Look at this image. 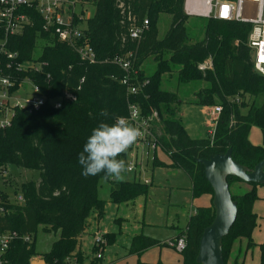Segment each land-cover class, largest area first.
Segmentation results:
<instances>
[{
    "label": "trees",
    "instance_id": "16d2710c",
    "mask_svg": "<svg viewBox=\"0 0 264 264\" xmlns=\"http://www.w3.org/2000/svg\"><path fill=\"white\" fill-rule=\"evenodd\" d=\"M75 1L81 7L78 17L87 13L86 6L95 10L92 17L76 20L82 28L86 23L78 45L88 42L97 57L94 63L82 60L71 45L59 41L53 29L45 30L43 14L36 4L22 8L29 22L7 41L8 50L18 52L20 60L34 59L43 63L42 69L33 72L31 77L48 99L39 111L17 110L11 126L0 130V168L16 165L36 169L41 176L39 181L23 182L22 202L12 201L6 195L0 198V205L5 208V213L0 215V232L15 230L20 236L31 237V241L18 238L12 243L8 253L11 264H31L35 256H40L46 264H117L115 261L105 263L103 257L97 256L105 245H94L89 254L80 248V237L89 219H101L107 201L98 197L100 177L82 175L78 155L92 129L101 121L113 123L117 116L129 115V101L139 104L145 116L158 114L159 121L153 120L152 133L158 147L170 158L168 166L182 169L191 178L194 198L209 194L213 199V188L199 159H209L232 148L233 159L249 168L264 160V76L257 73L251 63L245 43L247 23L203 18L206 20L204 37L194 41L185 25L190 17L184 11L185 0ZM164 13L170 14L172 20L165 37L159 39L157 22ZM145 18L149 19V29L140 40L132 39V23L139 24ZM37 50L39 55H36ZM151 56L157 69L147 76L141 66ZM116 57L129 60L137 70L138 74L133 75L135 84L148 80L137 94L128 95L127 87L121 83L125 72L112 62ZM207 59L212 61V68L201 71L199 65ZM171 64L180 67L179 84L206 83L195 92L192 103L221 106L211 135L190 136L179 117L185 100L176 91L162 88V76L172 71ZM18 76L23 78L25 73ZM65 93L75 99L66 98ZM51 98H61L62 106L56 108ZM103 109H107L108 117L100 116ZM158 123L160 130L156 127ZM252 127L260 128L262 144L250 141ZM134 147L135 144L120 157L127 164L128 153ZM153 163L154 166L166 165L157 158ZM228 181L238 212L228 235L223 238L225 264H230L236 241L245 239L247 249L256 245L253 231L258 215L254 204L260 199L257 184L235 176H229ZM236 183L243 190L234 192L232 187ZM149 187V183L141 181H110L109 201L132 206L138 197L147 195ZM214 216V207L210 205L198 207L189 217L182 233L187 238V246L180 252L182 264L196 263L201 236ZM40 226L46 231L59 232L51 250L42 254L35 247ZM116 236L105 233V243L116 242ZM159 244L158 240L139 234L132 238L128 253L141 255ZM259 248V264H264V242ZM136 264L164 263L139 260ZM231 264L245 262L236 258Z\"/></svg>",
    "mask_w": 264,
    "mask_h": 264
},
{
    "label": "rangeland",
    "instance_id": "374dc122",
    "mask_svg": "<svg viewBox=\"0 0 264 264\" xmlns=\"http://www.w3.org/2000/svg\"><path fill=\"white\" fill-rule=\"evenodd\" d=\"M88 7L86 6L85 8L88 9L87 16L90 18L94 15L95 10L92 6ZM171 20L170 14L164 13L160 15L157 22L159 39L165 37L170 28ZM205 24L206 20L201 17H188L185 25L194 41L204 37ZM84 27H86V23L83 24ZM36 53V55H39V50ZM164 58H167V55H164ZM141 68L147 76L152 75L157 69V63L151 56L143 62ZM171 68V72L167 71L162 76V88L168 91H176L186 101L181 105L179 117L189 135L194 138L209 136L214 128L207 123L209 120L207 112L203 106L194 104L191 101L194 100L195 92L206 86V83L179 84L177 73L180 67L171 64ZM156 127L159 130L162 128L159 123ZM252 140L262 142L260 128L252 127ZM146 150L147 148L142 149V146H140L137 150H132L128 153V164L136 163L137 168L141 170L139 172L129 171L125 173L126 180L141 182L149 180V183H151L148 194L138 197L134 208L126 203L110 202V182L103 184L100 181L99 183L98 197L107 201L105 212L101 219H91V225L88 228L89 233L86 234L89 242L85 244V251L89 252L94 246L96 234L100 236H104L105 233L117 234L116 242L106 244L102 250L105 263H109L113 259L118 260V264H136L139 260L145 262L176 261L180 252L168 245L150 248L141 255L129 254L128 248L132 238L139 234L149 235L160 240L175 235L173 226L185 227L189 214H193L196 207L199 206L196 205L195 199H192L190 178L182 170H176L171 173V169L168 167L154 166V152L151 150L150 154L146 155ZM156 155L160 161L169 163L168 155L161 148L157 147ZM40 178V171L36 169H27L16 165H7L0 168V198L2 195H6L12 201L22 202L21 186L23 182L29 180L39 181ZM232 190L238 192L243 189L236 183L233 185ZM259 211L260 214L264 215V202L261 203ZM259 229L261 232L260 238L256 237L263 240L264 221ZM58 237L59 232L46 231L40 226L35 236L37 252L42 254L50 251L53 242ZM242 252L243 241L238 240L234 245L229 263L231 264L236 258L241 262ZM248 261L249 263L260 261V249L258 246L255 245L252 251L249 252Z\"/></svg>",
    "mask_w": 264,
    "mask_h": 264
},
{
    "label": "built area",
    "instance_id": "2783aa9c",
    "mask_svg": "<svg viewBox=\"0 0 264 264\" xmlns=\"http://www.w3.org/2000/svg\"><path fill=\"white\" fill-rule=\"evenodd\" d=\"M0 130L11 126L15 112L24 110L27 112L39 111L47 102V97L43 93L41 86L33 80L31 74L42 69L43 63L38 60H20V55L16 51H9L7 48L8 37L20 32L29 17L22 11L23 7H31L34 4L40 9L44 17V28L46 31L53 29L57 39L71 45L80 55L81 59L90 63L97 60L94 49L86 42L78 45L79 39L83 37V28L76 23L77 18L84 20L88 17L78 14L81 7L75 0H0ZM184 11L188 16L202 18H214L229 22H243L248 24L245 43L250 51L251 63L254 70L264 76V0H185ZM149 19L145 18L141 23L135 21L130 28V37L140 40L144 33L149 29ZM115 64L119 65L125 72L121 83L127 87L128 95L137 94L140 89L148 83V80L142 83H134L137 70H134L129 60L116 57L113 59ZM212 68V61L206 60L199 65L200 70ZM25 73L23 78L18 73ZM81 79V81H83ZM66 98L75 99L72 94L65 93ZM130 98V97H129ZM128 98V100H129ZM50 102L59 108L62 106L61 98H51ZM221 112V106H213L214 119L216 124ZM130 121L137 127L145 131V136L140 139L132 150L147 148L146 155L152 150L155 154L158 147L157 139L152 133L153 120H158V114L153 112L145 116L139 104L129 101ZM213 133V132H211ZM137 159V156H136ZM130 171H140L137 164H128ZM149 183V180L145 181ZM5 213V208L0 205V215ZM23 238L25 241H31L30 235L20 236L13 230L0 232V264H11L8 256L12 243ZM104 236L95 235L96 246L106 245ZM164 245L171 246L182 252L187 246L185 234L166 240ZM102 251L97 253L102 256Z\"/></svg>",
    "mask_w": 264,
    "mask_h": 264
},
{
    "label": "water",
    "instance_id": "95a60500",
    "mask_svg": "<svg viewBox=\"0 0 264 264\" xmlns=\"http://www.w3.org/2000/svg\"><path fill=\"white\" fill-rule=\"evenodd\" d=\"M204 165L207 181L213 188V222L204 229L195 264H225L223 238L228 235L237 218L238 203L232 198L229 176L247 183L264 184V160L249 168L232 157V148L209 159H199Z\"/></svg>",
    "mask_w": 264,
    "mask_h": 264
},
{
    "label": "clouds",
    "instance_id": "9594fccd",
    "mask_svg": "<svg viewBox=\"0 0 264 264\" xmlns=\"http://www.w3.org/2000/svg\"><path fill=\"white\" fill-rule=\"evenodd\" d=\"M100 116L108 117L107 109L101 110ZM144 136L145 131L135 126L129 117L117 116L113 123L101 121L92 129L78 155L82 175L99 176L103 184L123 182L130 168L120 157Z\"/></svg>",
    "mask_w": 264,
    "mask_h": 264
},
{
    "label": "crops",
    "instance_id": "0c3cea01",
    "mask_svg": "<svg viewBox=\"0 0 264 264\" xmlns=\"http://www.w3.org/2000/svg\"><path fill=\"white\" fill-rule=\"evenodd\" d=\"M186 102V101H185ZM203 108L205 109V111L207 112V116L209 117V120L207 121V123H208V125L209 126H211V127H213L214 129H215V126H216V124H214V122L212 121L213 119H214V113H213V107H208V106H203ZM209 114V115H208ZM214 131V130H213ZM212 132V131H211ZM211 135V134H210ZM249 138H250V141L253 143V144H255V145H260V144H262L263 143V141L260 143L259 141H257V140H252V129H251V131H250V136H249ZM169 157V156H168ZM154 158H157L158 159V157H157V155H156V152H155V154H154ZM161 162H163V161H161ZM163 163H165V162H163ZM166 165H163V166H165V167H168L169 169H171L170 170V172L171 173H173V172H175L176 170H182V169H179V168H172V167H170V166H168V164H170V158H169V163H165ZM183 171V170H182ZM139 172V171H138ZM184 172V171H183ZM185 173V172H184ZM186 174V173H185ZM187 175V174H186ZM188 176V175H187ZM189 177V176H188ZM190 178V177H189ZM190 181H191V187H190V189H191V194H192V199L194 200L195 199V203H196V205H199V206H197L196 207V209H195V211H194V213L196 212V210H197V208L198 207H202V206H210V205H212V196L211 195H209V194H205V195H202L201 197H198V198H194L193 197V192H192V180H191V178H190ZM151 183H149V185H150ZM257 191H258V195H259V197H260V199H258L256 202H255V204H254V211L256 212V214L258 215V220H257V226H256V228L254 229V231H253V239H254V242L256 243V246H258L259 247V244H261V243H263L264 242V239L262 240V239H258L257 237H259L260 238V235H261V232H260V229H259V227H261L262 225H263V221H264V215H262V214H260L259 212V208L261 207V203L262 202H264V184L263 185H258L257 186ZM149 192V191H148ZM148 194V193H147ZM144 196H146V195H144ZM197 201V202H196ZM201 201V202H200ZM135 202H136V200H135ZM135 202H134V205H135ZM199 202V203H198ZM134 205H130L132 208H134ZM193 213V214H194ZM193 214H191V215H193ZM190 214H189V216H188V218H187V223H188V220H189V217L191 216ZM93 218H95V219H97L96 217H92V218H90L89 219V225H88V227H87V229L85 230V232L81 235V237H80V248L82 249V251L85 253V254H89L90 252H91V250L89 251V252H86L85 250H86V248H85V244H87V242H89V241H87L88 239H87V235L86 234H88L89 233V230H88V228H89V226L91 225V219H93ZM187 223H186V225H185V227H180V226H178V225H174L173 227H174V229H175V235H172V236H169V237H167V238H165V239H163V240H160V239H157V238H154V237H151V236H149V235H146V236H148V237H151V238H153V239H155V240H158L159 242H161V244H159V245H155V246H152V247H150V248H156L157 246L159 247V246H163L164 245V242L166 241V240H169V239H172V238H175V237H177V236H179L180 234H182L183 233V231H185L186 230V228H187ZM260 233V234H259ZM145 235V234H144ZM257 236V237H256ZM264 236V235H263ZM264 238V237H263ZM241 241H243V252H242V261H244L245 262V264H259L260 263V261L258 262H255V263H249V261H248V254H249V252L250 251H252V248L251 249H247V241L245 240V239H241ZM130 247V246H129ZM93 248V247H92ZM149 248V249H150ZM260 249V248H259ZM148 250V249H147ZM233 250H234V248H233ZM250 250V251H249ZM113 261H115L117 264H118V260H115V259H113V260H111V261H109V262H113ZM143 262H145V261H143ZM157 262H159V261H157ZM182 262H183V257H182V255H181V253H180V255H179V258H177L176 259V261H172V262H166V261H164L163 260V262L162 263H164V264H172V263H175V264H182ZM146 263H156V262H147L146 261ZM31 264H46L45 262H44V260L43 259H41V257L40 256H35V257H32L31 258Z\"/></svg>",
    "mask_w": 264,
    "mask_h": 264
}]
</instances>
